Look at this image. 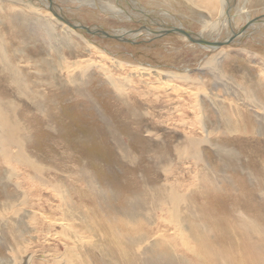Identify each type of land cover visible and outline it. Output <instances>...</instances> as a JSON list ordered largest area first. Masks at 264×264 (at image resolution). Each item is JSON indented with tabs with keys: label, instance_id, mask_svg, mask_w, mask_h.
Listing matches in <instances>:
<instances>
[{
	"label": "rangeland",
	"instance_id": "374dc122",
	"mask_svg": "<svg viewBox=\"0 0 264 264\" xmlns=\"http://www.w3.org/2000/svg\"><path fill=\"white\" fill-rule=\"evenodd\" d=\"M32 1L37 2L39 5L42 2L45 5L48 3V0ZM68 1L70 2L68 3ZM103 1L106 2L107 0L100 1V4H98L100 8L89 6L85 0H58L57 3L71 17L73 27H78L77 30H81L82 34L95 46L97 52L90 51L89 47L85 48L84 46L64 47V49L63 47H47L46 35H40L39 32L37 34L34 27L28 29L16 21L21 26L18 35L25 33L27 44L24 48L20 47L22 48L21 52L14 53L16 56L12 59V62H16V58L19 61L23 86L30 91H34L33 94L36 96H40H38V100L31 93L28 96H21V92L15 86H9L8 80L0 76L1 95H6L9 100L14 101V106L7 110L10 117L9 126L2 127L3 130L0 129V135H9V139H13L11 133L16 130L17 135L20 134L23 138L20 145L11 140L8 146L9 160L1 155L0 138V216L6 217L7 215V218L13 219L14 217L15 219H13L14 222L10 228L6 225H0V231H2L0 233V239H2V241L0 240V264H11L15 258L13 264H28L27 259H31V256V264H69L61 257L74 242L72 234L65 236L64 225L56 224V226H53L50 220L52 221L53 218L56 223H59L58 221L63 216L60 212L61 206L71 207V205L73 210L76 209V215H82L81 217L85 218L86 223L98 225V223L103 222V226H106L107 222H112L108 225L120 228V236L123 239L127 240L135 236V241L141 244L140 249L144 244L145 246L148 244L149 247L150 245L151 247L154 246L153 248L156 249L152 248L153 250L151 249L149 254L146 253L145 259L141 258L144 264H166L167 262H170L167 264H171V261L176 262V259L178 262L173 261L172 264H198L199 262L182 245L181 238L176 237V239L173 236L176 228L171 229V226L165 220L167 217V212L164 210L165 205H153V197H155L159 188L166 184L173 186L174 189L180 192L187 193L186 198H190L189 204L193 199L194 204L197 205L195 206L196 216L193 221L189 219L191 224L196 223L192 228L193 234L195 233V238L192 239L193 245L203 244L205 240H208L213 246L217 244V247L226 248L228 245L234 248L239 242L238 239H242L241 235L237 236L236 234L243 231V229L238 228V225L243 223L246 217L255 220L259 226L264 227L262 225L264 224V213L262 214L264 208L262 203L264 201V164L262 162V160L264 161V137L262 138L255 131L244 135L233 133L230 124L228 126L224 122H220L221 116L218 114L220 110L217 105L220 104L225 116L232 118L228 101L234 102V99L228 100V95L223 87L232 86L235 82L241 84L243 82L241 86H244V88L246 86L243 90H247L248 97L259 99V106L256 105L254 110L259 111V114L264 116V113L261 112L263 109L260 107V104L264 106L261 101L264 98V62L261 59L264 58L261 57L264 56V22L255 24L253 21V18L264 15V6L259 5L261 1L251 0L252 7L249 9V12H255L251 13L253 16L250 19L255 29L249 28L247 34L244 32L245 37L241 34L233 39V44L223 45L215 51L207 50L199 44H195L192 39L181 33L159 34L153 31L150 32L151 29L183 28L197 33L196 21L183 5L174 2V5L165 4L156 0H123L122 3L110 0L113 2L111 3L108 0V5H116V10L124 11L125 9L124 12L129 13V15L131 13V17L127 16L125 17L127 19L121 20L115 16L113 18L108 13H103L101 9L105 8V3L102 4ZM239 1L237 0L236 7ZM223 3H227V1L195 0V8L215 23L221 16ZM117 4L119 8L121 7L120 9ZM68 6L71 9L67 8ZM259 6L261 9L257 12L256 9L253 10ZM45 7H43L44 10H47ZM141 17L142 19H140ZM225 18L223 22L216 25L214 31L209 33L211 37H216V39L220 37V40H223L224 37L225 40L231 37V35L228 37L226 35L230 31L232 22L226 16ZM46 22L48 21L44 22L45 26H52L53 24L52 27L50 26L51 28L57 27L53 22ZM97 23L109 28L116 27V29H118L117 27L133 28L132 31L137 32L138 35H134V38L130 36L133 39L132 41L130 38L128 41L126 38H122L124 37L122 35L118 37L119 41L113 43L108 41L109 39L96 40L97 38H93L92 35L97 36V33L100 32H95L88 26L95 27ZM56 31H58L57 34L61 33L60 27L56 28ZM103 33L107 34L109 30L103 31ZM57 39H59V36H57ZM5 48L12 49L13 52L15 50V48ZM222 48L227 51L234 50L230 53V58L224 57L225 59H222L221 64L219 63V68L222 71L217 72L216 77L213 76L215 74H212L213 71L209 68L198 70L205 65H202V63L213 65L212 60L215 59V55ZM240 49L250 52H239ZM98 50H101V53L109 58L120 56L123 60L125 59V62L130 64L133 62V66L125 65L124 70L112 66L113 62L103 59ZM60 59L70 61L71 63L68 62L69 65L72 64V61L77 63L69 70L74 76H79L80 72L82 74L79 82H73L75 85L68 80V71L64 69L61 74L62 60L60 61ZM88 59L89 61H87ZM196 62L200 64L196 65ZM90 63L91 66H89ZM179 63L180 65L182 63H189L188 66L192 65V69L191 67L189 69L192 72H190L192 74L191 79L187 81L168 79L166 84L164 83L166 79L158 76L160 74L136 71L134 67H145L154 71H169L172 69L180 71L174 68L176 65V67L180 66ZM193 67H198V69ZM104 69H107V71ZM220 72L222 75H220ZM196 77H198V80H195ZM203 78L204 81H201ZM118 79H121L122 83ZM259 82L263 84L260 85ZM55 83L56 85H53ZM216 84H218L216 86L218 87L217 90L215 89ZM250 87L254 88L255 91ZM218 93H220L219 96ZM32 95L33 97H30ZM211 95L216 100H210ZM123 96L127 97L124 98ZM219 98L223 101L221 99L218 101ZM37 101H39V104ZM186 101L188 105H186ZM238 103L239 105L242 104L240 101ZM199 104L201 106H198ZM199 114L205 116V125L208 131H204L199 120L195 121L199 119ZM161 116L164 118H161ZM153 117L154 120H152ZM135 119L137 120L135 121ZM156 119H158L157 122ZM251 119L253 120V118ZM191 122L193 123L190 124ZM11 124L13 125L12 128ZM17 128L19 129L17 130ZM188 138L198 139L199 141L201 139L199 146L192 149L189 146L192 144L189 143L187 149L190 151L186 152L184 149H180L185 153L179 157L176 153V146L180 142H185ZM161 140L162 142H160ZM17 153L23 155L22 160L12 158L16 157ZM28 157L31 164L24 163ZM66 196H69V198ZM7 199L10 201L8 202ZM14 204L21 205L16 206ZM104 206L106 207L105 210ZM15 207L20 208L16 209ZM80 207L82 210H80ZM23 209H27L30 214H23V217H21ZM13 210H18L19 212H17L20 215ZM151 211L154 212L151 214ZM209 212L210 215H208ZM15 214L19 216H15ZM218 217L219 219H217ZM136 218L139 219H137V227L134 226ZM0 223L2 222L0 221ZM16 223H21V227L17 226L16 228ZM219 228L221 229L220 233H222L221 238L216 236ZM178 231L179 234L182 233L180 228ZM127 234L129 237L126 236ZM208 234H214L215 237L207 238ZM180 235L182 236V234ZM167 236L169 238H166ZM143 240L145 242H142ZM90 245L92 247V244ZM121 246L117 249V255L114 248L107 249L108 255L106 254V256L108 261H112L111 264H114V262L123 264V253L120 249L126 250L128 247L126 244ZM132 246H135L134 241ZM28 250L30 253L27 252ZM170 250H173L174 254ZM174 250L176 251L174 252ZM137 253L140 256L143 255L140 252ZM118 254L122 255V259ZM157 254L159 256H157V260L162 256L165 257L162 259V261L164 260L163 263H161V259L156 261L151 258V256L156 257ZM97 256L94 251L95 258L90 257L88 261L90 259V263L102 264L100 258L102 256H98L101 261ZM117 256L118 258H116ZM168 257H171V259ZM211 258L209 256L208 264L214 262ZM110 263L108 262V264Z\"/></svg>",
	"mask_w": 264,
	"mask_h": 264
},
{
	"label": "bare ground",
	"instance_id": "6f19581e",
	"mask_svg": "<svg viewBox=\"0 0 264 264\" xmlns=\"http://www.w3.org/2000/svg\"><path fill=\"white\" fill-rule=\"evenodd\" d=\"M64 1V0H62ZM78 1V0H76ZM88 2L89 6H94V7H98L100 8V6L98 4H100V1L99 0H85ZM110 1V0H109ZM117 3H122L123 0H115ZM156 1H159V2H163L165 4H173V2L176 4H180V5H183L186 9V11H189L190 12V15L191 17H193V19L196 21V24L198 26L197 30L198 32H194V36L195 38L199 39L201 43H207V42H214V41H220V37L216 39V37H211L209 35L210 32L214 31L216 29V25H218L220 22H223V20H225V16L229 19L230 22H232V24H230V31L228 33V35H226L227 37L231 35L230 38H228L227 40H230V39H234L235 37L237 36H240L242 34V36L245 37V33L244 31H241L242 28H244V24H247L249 21L251 22V17L253 16L251 13H255V12H249V9H251L252 7V4H251V0H240L239 1V4L238 6L236 7V2L237 0H224L227 1V3H223L222 7H221V16L220 18H218L217 22H211L207 17H205V15H202L196 8H195V0H156ZM261 3L259 4L261 7L264 6V0H260ZM47 2V1H46ZM70 1H68L69 3ZM111 2V1H110ZM43 3V2H42ZM41 5H39L37 2L35 1H32V0H0V76L6 80H8V84L9 86H15L17 88V90L19 92H21V96H28V94L30 95L35 93L34 91H30L27 87H24L22 82H21V69L19 67V61L18 59L16 58V62H12V59L16 56L15 54L18 53L19 51L21 52L22 48L20 47H26V44H27V39H25V33L24 34H19L18 35V31H19V28L21 26H19L16 21L19 23H21L25 28H28V29H31V28H35L37 34L38 32L40 33V35H46L47 39L46 41L48 42L47 44V47H89L90 51L94 50L96 51V49L94 48L95 46L92 45L89 40L82 34L81 30H77L78 27H73L72 25V19L71 17H69V15L67 13H64L63 14H60V15H57L55 14L53 11H51L49 8L50 6L48 5V3L45 5V3H43ZM57 3H58V0H57ZM65 3V2H64ZM67 3V2H66ZM72 3V2H71ZM105 3V8H101L103 13H108L110 14V16H114L118 19L120 18L121 20L123 19H127L125 17L127 16H130L131 17V13L129 15V13H126L124 11H126L124 8V11H119V10H116V5H108V0L106 2H102V4ZM107 3V4H106ZM113 3V2H111ZM115 3V2H114ZM101 4V5H102ZM124 4V3H123ZM128 4V3H127ZM130 4V3H129ZM45 5V6H43ZM120 5V4H119ZM158 5V4H157ZM174 5V4H173ZM179 5V6H180ZM103 6V5H102ZM122 6V4H121ZM258 7V8H254L253 10L256 9V12L258 10L261 9V7ZM47 8V10H44V8ZM93 7V8H94ZM117 7H118V4H117ZM126 7V6H124ZM67 8L71 9L70 6H68ZM119 8V7H118ZM117 8V9H118ZM121 8V7H120ZM119 8V9H120ZM64 9V8H63ZM172 10V9H171ZM68 12V11H67ZM179 13V12H178ZM261 13V12H260ZM59 14V12H58ZM71 14V12H70ZM262 14V13H261ZM257 15V14H256ZM148 16V15H147ZM107 17V16H106ZM124 17V18H123ZM152 17V16H151ZM186 18V17H185ZM259 18H262V17H259ZM138 19V18H137ZM142 19V17L140 18ZM167 19V18H166ZM254 19V18H253ZM185 20V19H184ZM45 21H48V22H53L55 25H57L56 28L60 27L61 29V33L57 34V32L59 31H56V28L53 27V24L52 26L49 25V26H45L44 25V22ZM117 21V20H116ZM135 21V20H134ZM157 21V20H156ZM46 22V23H48ZM173 22V21H172ZM261 22H264V18H262L261 20L257 19L254 21L255 24H260ZM96 23V22H95ZM94 23V24H95ZM20 24V25H21ZM153 24V23H152ZM161 24V23H160ZM250 27L249 28H254V24L253 23H250ZM131 25V24H129ZM45 26V27H44ZM51 26V27H50ZM76 26V25H74ZM124 26V25H123ZM162 26V25H161ZM85 27V26H84ZM90 28L93 29V31L95 32H100V33H97V36L96 35H92L93 38H97L96 40H101V39H105V40H108V41H111V43L113 42H117L119 41L118 37H120V35L124 36L122 38H126V40L128 41L129 38L130 40L132 41L133 39H131V37H135L134 35H138L137 32H133L132 30H134L133 28L132 29H128V28H119L117 27L118 29L113 28V27H110L112 29H110L109 27L105 26V25H100V24H96L95 27H91V26H88ZM177 27V26H176ZM257 27V26H256ZM97 28V29H96ZM101 28V29H99ZM104 28V29H103ZM182 28V27H181ZM248 28V30H249ZM146 29V28H145ZM183 29V28H182ZM109 30V33L107 34H104L103 31H108ZM21 31V30H20ZM55 31V32H54ZM125 31H128L125 33ZM139 31V30H138ZM153 29L150 30V32H152ZM249 33V32H248ZM99 34V35H98ZM202 36H201V35ZM233 34V35H232ZM247 34V33H246ZM236 35V36H235ZM57 36H59V39H57ZM131 36V37H130ZM45 37V38H46ZM44 38V39H45ZM225 38V37H224ZM223 38V40H225ZM208 40V41H207ZM214 40V41H213ZM93 43L94 41L91 40ZM149 41V40H148ZM146 41V42H148ZM153 41V40H152ZM253 41V40H252ZM32 42V41H31ZM103 42V40H102ZM29 43V42H28ZM77 43V44H76ZM101 43V42H99ZM104 43V42H103ZM110 43V42H109ZM190 43V42H189ZM195 44H197L196 42H194ZM118 44V43H117ZM192 44V43H191ZM134 45V44H133ZM99 46V45H98ZM128 46V45H127ZM135 46V45H134ZM199 46L201 47H204L206 48L207 50H211V51H215L221 47H223V45H216V46H210V45H202L200 44ZM5 47L7 48H15L14 52L12 49L8 50L6 49ZM35 47H38V46H35ZM197 47V46H196ZM240 48V47H239ZM70 49V48H69ZM52 50V49H51ZM67 50V49H66ZM65 50V51H66ZM191 50V49H190ZM234 50V49H233ZM232 51H227L225 48H222L218 51V53L215 55V59L212 60V62H214L213 65L209 64V63H202L205 64L204 66H202V68H199L196 67L198 70H207L208 68L211 69V71H213L212 74H215L213 76L216 77V73L219 72V71H222L219 67V63L222 62V59L224 57H229L230 58V53L233 52ZM63 51V52H65ZM70 51V50H69ZM89 51V52H90ZM100 53H101V50H98ZM151 51V50H150ZM97 52V51H96ZM173 52V51H172ZM177 52V51H176ZM239 52H250L248 50H244V49H240ZM15 53V54H14ZM178 53V52H177ZM207 53V52H206ZM205 53V54H206ZM64 54V53H63ZM72 54V53H71ZM176 54V53H175ZM174 54V55H175ZM263 54V53H262ZM101 57L103 59H108L110 60L111 62H113L112 66H117L118 68H122L125 66V65H129V66H133L131 62V64L129 62H125L122 57L118 56L117 58L115 57H112V58H109L107 56H105L104 54H100ZM249 55V54H248ZM63 56V55H62ZM42 57V56H41ZM173 57V56H172ZM232 57V56H231ZM260 57V56H259ZM261 57H264V56H261ZM33 58V57H32ZM72 58V57H71ZM234 58V57H233ZM56 59V57H55ZM70 59V58H69ZM225 59V58H224ZM251 59V58H250ZM258 59V58H257ZM262 61L264 62V58H261ZM62 60L61 62V74L63 73V70L65 69L66 71H68V80H70V82H72V84H74L73 82L76 81V82H79L81 79L80 75L81 72H80V75L79 76H74L72 73L69 72L70 69H72V66H75V64L77 63H73L72 61V64L69 65L68 62L70 61H67L65 59H60V61ZM91 60V59H90ZM127 60V59H126ZM233 60V59H232ZM64 61V62H63ZM84 61V60H83ZM86 61V60H85ZM89 61V59L87 60ZM228 61V59H227ZM238 61V60H237ZM240 61V60H239ZM78 62V61H77ZM262 62V63H263ZM71 63V62H70ZM89 63V62H87ZM92 63V62H91ZM91 63L89 66H91ZM126 63V64H125ZM195 63V62H194ZM193 63V64H194ZM226 63V62H225ZM259 63V62H258ZM135 64V63H134ZM141 64V63H140ZM186 64V65H185ZM200 63L199 62H196V65H199ZM221 64V63H220ZM246 64V63H245ZM85 65V64H84ZM87 65V64H86ZM180 65V63H179ZM189 63H182L180 66L178 67H174V68H177L178 70L180 71H174L175 69H172V70H163V71H154V70H150L149 68H138L136 66H134L136 68V71H145L146 73H154V74H160L158 75L159 77H162V78H165L166 79V83L168 82V79H176V80H180V81H187L189 79H191V76H192V72L189 70L190 67L192 66H188ZM225 65V64H224ZM235 65V64H234ZM263 65V64H262ZM99 66V65H98ZM55 67V66H54ZM63 67V68H62ZM101 67V66H100ZM141 67V66H140ZM171 67V66H170ZM204 67V68H203ZM225 67V66H224ZM245 67V66H244ZM60 68V67H58ZM76 68V67H75ZM74 68V70L76 71V69ZM102 68V67H101ZM126 68V67H124ZM156 68H159V67H156ZM164 68V67H163ZM180 68V69H179ZM194 69H196L195 67H193ZM232 68V67H231ZM241 68V67H240ZM80 69V68H79ZM131 69V68H129ZM192 69V67H191ZM239 69V68H238ZM78 70V69H77ZM81 70V69H80ZM107 71V69H104ZM124 70V69H123ZM127 70V69H126ZM134 70V69H132ZM131 70V71H132ZM235 70V69H234ZM45 71V70H44ZM73 71V72H75ZM84 71V69H83ZM128 71V70H127ZM195 71V70H194ZM229 71V69L227 70V72ZM239 71V70H237ZM242 71V70H241ZM246 71V69H245ZM191 72V73H190ZM250 72V71H249ZM76 73V72H75ZM124 73V72H123ZM223 73V72H222ZM247 73V72H246ZM262 73V72H260ZM86 74V73H84ZM138 74V72H137ZM135 74V75H137ZM235 74V73H233ZM239 74V72H238ZM111 75V74H110ZM134 75V76H135ZM164 75V76H163ZM204 75H206L204 73ZM219 75V73H218ZM220 75L221 72H220ZM229 75V74H228ZM249 75V74H248ZM48 76V75H47ZM63 76V75H62ZM208 76V75H207ZM230 76V75H229ZM228 76V77H229ZM236 76V74L234 75ZM258 76V75H257ZM64 77V76H63ZM105 77V76H104ZM112 77V76H111ZM124 77V76H123ZM127 77V75H126ZM201 76L199 75V78ZM226 77V76H224ZM223 77V78H224ZM113 78V77H112ZM121 78V77H120ZM125 78V77H124ZM231 78V77H230ZM67 79V78H66ZM65 79V80H66ZM107 79V78H106ZM114 79V78H113ZM130 79V78H129ZM198 80V77L195 78V80ZM237 79V78H236ZM49 80V79H48ZM118 80H121V79H118ZM132 80V79H131ZM130 80V81H131ZM194 80V79H193ZM208 80V79H207ZM63 81V80H62ZM111 81V80H110ZM116 81V80H115ZM201 81H204V78L201 80ZM234 81V80H233ZM258 81V80H257ZM57 82V81H56ZM75 82V83H76ZM160 82V81H159ZM242 82V81H241ZM245 82V81H244ZM250 82V81H249ZM53 83V81H52ZM58 83V82H57ZM119 83V82H118ZM121 83H122V80H121ZM135 83V82H134ZM156 83V82H155ZM187 83V82H185ZM252 83V82H251ZM67 84V82H66ZM112 84V82H111ZM243 84V82H242ZM241 83H233L232 86H224L223 88L225 89V93L228 95V100L229 99H234V102H229L228 101V104L230 106V112H231V116L232 118L228 117V116H225L224 113H223V110H222V107H220V104H217L218 105V108L220 110V112L218 114H220L221 116V120L220 122H224L225 124H227L229 126L230 124V129L231 131H233V133H242L243 135L245 133H250V132H258L260 134V136L263 138L264 137V116L259 114V111H256L254 110L256 105H258L259 103V99L257 97H254L253 99H250L251 96L248 97V92L244 91L243 89L244 86H241L242 85ZM255 84V82H254ZM258 84H263L262 82H259ZM20 85V86H19ZM53 85H56L53 84ZM69 85V84H68ZM67 85V86H68ZM75 85V84H74ZM80 85V84H79ZM120 85V83H119ZM218 84L215 85V89L217 90L218 87H216ZM250 85V84H249ZM46 86V85H45ZM60 86V85H59ZM118 86V85H117ZM123 86V85H121ZM128 86V85H127ZM167 86V85H165ZM241 86V87H239ZM251 86H253L251 84ZM63 87V86H62ZM69 87V86H68ZM180 87V86H179ZM249 87V86H247ZM51 88V87H49ZM72 88V86H71ZM167 88V87H166ZM182 88V87H181ZM252 87H250L251 89ZM68 89V88H67ZM183 89V88H182ZM191 89V88H190ZM189 89V90H190ZM214 89V90H215ZM254 91L255 89L252 88ZM258 89V88H257ZM52 90H54V88H52ZM186 90V88H185ZM188 90V89H187ZM212 90V89H211ZM249 90V89H248ZM150 91V90H149ZM171 91V90H170ZM193 91V90H192ZM199 91V89H198ZM203 92V90H201ZM1 92V91H0ZM70 92V91H69ZM73 92V91H72ZM77 92V91H76ZM125 92V90H124ZM191 92V91H190ZM195 92V91H194ZM200 92V91H199ZM213 93H215L213 90H212ZM3 93V92H2ZM127 93V92H125ZM124 93V94H125ZM189 93V92H187ZM210 93V91H209ZM248 93V94H247ZM251 93V92H250ZM25 94V95H24ZM37 94V93H36ZM117 94V92H116ZM192 94V93H191ZM203 94V93H201ZM206 94V93H205ZM208 94V93H207ZM220 93H218V96H219ZM252 94V93H251ZM250 94V95H251ZM35 95V94H33ZM30 96V97H33ZM123 95V94H122ZM181 95V94H180ZM190 95V94H189ZM194 95V94H193ZM195 95H196V92H195ZM194 95V96H195ZM36 96V95H35ZM38 96L40 95H37L36 97L34 98H37L36 100H38ZM118 96V95H117ZM207 96V95H206ZM217 96V97H218ZM221 96V95H220ZM256 96V95H255ZM124 98L127 97V96H123ZM161 97V96H160ZM216 97V96H215ZM9 97L6 96V95H1L0 93V129H2V127L4 126H7L9 123H10V117H9V113H7V110H9V108L11 106H14V101L13 100H9L8 99ZM33 98V100H34ZM224 98V97H223ZM132 99V98H131ZM215 98H213V96L211 95V98L210 100H213ZM221 98L217 99L218 101L220 100ZM172 100V99H171ZM184 100V99H182ZM191 100V99H190ZM189 100V101H190ZM216 100V99H215ZM222 100V99H221ZM30 101V100H29ZM40 101V100H39ZM37 101V103L39 102ZM119 101V100H118ZM214 101V100H213ZM223 101V100H222ZM225 101V100H224ZM241 102L242 104L239 105L238 102ZM262 103L264 104V98L261 99ZM126 102V101H125ZM36 103V101H35ZM127 103V102H126ZM183 103V102H181ZM34 104V103H33ZM39 104V103H38ZM148 104V103H147ZM159 104V103H158ZM185 104V103H184ZM35 105V104H34ZM186 105L187 104V101H186ZM197 105V104H196ZM225 105V104H223ZM124 106V105H123ZM198 106H201L200 104ZM259 106V105H258ZM257 106V107H258ZM128 107V106H127ZM194 107V106H193ZM217 107V106H216ZM215 107V108H216ZM260 107L261 109H263V111H261L262 113H264V106H262L260 104ZM13 108V107H12ZM225 108V107H224ZM125 109V108H124ZM178 109V108H177ZM183 111L185 110L184 107L182 108ZM202 109V107H201ZM187 110V109H186ZM258 110V109H257ZM182 111V110H181ZM182 111V112H183ZM205 111V110H204ZM164 112V111H163ZM178 112V111H177ZM20 113V112H19ZM144 113V112H143ZM196 113V112H195ZM200 113V112H199ZM203 113V111H202ZM160 114V113H159ZM189 114V113H188ZM204 114V113H203ZM206 114V113H205ZM136 115V114H135ZM164 115V114H163ZM158 116V115H157ZM177 116V115H176ZM152 117V116H151ZM159 117V116H158ZM185 117V116H184ZM222 117H224L222 119ZM138 118V117H137ZM161 118H164L161 116ZM199 119L195 120V121H198L199 120V123H201V126L202 128H204V131L207 130L208 131V128L207 126L205 125V116L203 115H200L199 114ZM253 118V120L251 119ZM13 119H15L13 117ZM133 119V118H132ZM256 119V120H254ZM131 120V119H130ZM137 119H135L136 121ZM139 120V119H138ZM154 120V117L153 119ZM163 120V119H162ZM161 120V121H162ZM167 120V119H166ZM170 120V119H169ZM158 121V119H156V122ZM165 121V120H163ZM176 121V120H175ZM253 121V122H252ZM168 122V121H167ZM252 122V123H251ZM14 123V122H12ZM17 123V122H16ZM176 123V122H175ZM185 123V122H184ZM193 122H191L190 124H192ZM139 124V123H138ZM161 124V123H160ZM258 124V126H256ZM12 125V124H11ZM17 126V124H15ZM61 125V124H60ZM174 125V124H173ZM194 125H195V122H194ZM9 126V125H8ZM185 126V125H184ZM221 126V125H220ZM13 127V125L11 126V128ZM18 127V126H17ZM21 127V126H20ZM24 127V126H23ZM153 127V126H152ZM163 127V126H162ZM171 127V126H170ZM11 128H9L11 130ZM14 128H16L14 126ZM173 128V127H172ZM187 128V127H186ZM201 128V127H200ZM8 129V127H7ZM19 128H17L18 130ZM29 129V128H28ZM145 129V128H144ZM153 129V128H152ZM155 129V128H154ZM160 129V127H159ZM191 129V128H190ZM3 130V129H2ZM158 130V129H156ZM185 130V129H184ZM187 130V129H186ZM196 130V129H195ZM194 130V131H195ZM6 131V130H5ZM172 131V129H171ZM218 131V130H217ZM230 131V132H231ZM21 132V131H20ZM161 132V131H160ZM176 132V131H175ZM1 133V131H0ZM6 133V132H5ZM10 133V131H9ZM18 132L13 131V135H11V137L13 139H9L10 136L9 135H0V138H1V155L3 156V158H6L9 160V155L10 153L8 152V146L12 141H14L16 144L21 143L22 139L21 138V135H17ZM157 133V132H156ZM173 133V132H172ZM189 133V132H188ZM248 133V134H249ZM177 134V133H176ZM251 134V133H250ZM28 135V134H26ZM175 135V134H174ZM183 135V134H182ZM151 136V135H150ZM159 136V135H158ZM176 136V135H175ZM207 136V135H206ZM209 136V134H208ZM154 137V135H153ZM157 137V136H156ZM187 138V136H185ZM149 138V137H148ZM210 139V138H209ZM238 139V138H237ZM24 141V140H23ZM201 141V139H200ZM198 139L195 140V139H187L185 142H180L177 144L176 146V153L177 155H183V153L188 152L190 151L189 149H187L188 147V144H192V145H189L191 146V148L195 149L199 146V142H200ZM25 142V141H24ZM162 142V140L160 141ZM159 143V142H158ZM186 143V144H185ZM13 144V143H12ZM23 144V143H22ZM21 144V145H22ZM24 145V144H23ZM13 146V145H12ZM21 148V147H20ZM157 148V147H156ZM180 149H184L185 151H180ZM19 150V149H18ZM22 150V148H21ZM225 152V151H224ZM199 153V152H198ZM230 153V152H229ZM232 153V152H231ZM230 153V154H231ZM227 154V153H226ZM186 155V154H185ZM23 156V155H22ZM21 156V154L17 153L16 154V157H12L13 159H18V160H22L23 157ZM186 156H189V155H186ZM192 156V155H191ZM190 156V157H191ZM198 156V154H197ZM195 157V156H194ZM193 158V157H192ZM128 159V158H127ZM17 160V162H18ZM32 160V159H31ZM155 160V159H154ZM13 161V160H12ZM10 161V162H12ZM29 157L28 159H26V161H24V163L26 162V164H31V161H29ZM23 162V161H22ZM157 162V161H156ZM159 162V161H158ZM263 164H264V161L262 160ZM261 162V163H262ZM33 163V162H32ZM196 163V162H195ZM34 164V163H33ZM39 164V163H38ZM35 166V165H34ZM49 167V166H48ZM264 167V166H263ZM24 168V167H23ZM30 168V167H28ZM39 168V166H38ZM164 169V168H163ZM44 170V169H42ZM14 171V170H13ZM29 172V171H28ZM196 175V174H194ZM35 176V175H33ZM27 177V176H26ZM33 178V177H32ZM30 178V179H32ZM88 178V177H87ZM41 183V182H40ZM197 183V182H196ZM32 184V183H31ZM56 184V183H55ZM59 184V183H58ZM172 184V183H171ZM60 185V184H59ZM174 185V184H173ZM25 187V186H24ZM40 187V186H39ZM173 186L171 185H164L162 188H159L158 192L155 194V197H153V205H165V211L167 212V217H166V222L169 224V226H171V229H174L176 228V232L173 234V236L178 237V238H181L180 241L182 243L183 246H185L184 248L186 249V251L190 252L193 257L195 258V260H197L198 264H208L209 260V256L212 257L211 259L214 260V262L216 264H233V263H237V264H264V227H261L259 226V224L253 220V219H250L249 217H246V220L243 222V223H239L238 225V228L239 229H243L242 232H239V233H236L237 236H240L242 239H238L239 242H237V246H235L233 248V246H228L226 248H220V246H216V242H214L216 245L213 246L211 242H209L208 240H205V242L203 244H198L197 242V245H193V237H194V234H193V231H192V228L193 226L196 224V223H192L189 221V219L191 221H193V218L196 216V208L194 204V200L191 199V202H190V198H186V194L187 193H183V192H180L178 191L177 189H174ZM145 190V189H144ZM157 190V189H156ZM235 190V189H234ZM153 191V190H152ZM144 194V193H143ZM10 195V194H9ZM16 195V194H14ZM69 195V194H68ZM82 196V194H81ZM86 196V195H85ZM84 196V197H85ZM103 196V195H102ZM139 196V195H138ZM243 196V195H241ZM69 198V196H66ZM93 197V196H92ZM91 197V198H92ZM150 197V196H149ZM71 198V197H70ZM98 198V197H97ZM65 200V199H64ZM94 200V198H93ZM99 200V199H98ZM8 201V199H7ZM10 201V200H9ZM8 201V202H9ZM72 201V200H70ZM96 201V200H95ZM144 201V200H143ZM146 201V200H145ZM248 201V200H247ZM6 202V201H5ZM7 202V203H8ZM21 202V200H20ZM102 202V201H100ZM66 203V202H65ZM71 203V202H70ZM104 203V202H103ZM145 203V202H144ZM263 205H264V201L262 202ZM64 204V203H63ZM73 204V203H72ZM102 204V203H101ZM10 205H11V202H10ZM16 205V204H14ZM21 204H18L16 206H19ZM84 205V204H83ZM8 206V205H7ZM68 206V205H67ZM74 206V205H73ZM82 206V205H81ZM157 206V205H156ZM3 207V206H2ZM6 207V206H5ZM13 207V206H12ZM72 207V205H71ZM71 207H63L61 206V209H60V212L62 213V217L61 219L58 221L59 223H56L55 219L52 218V221L50 220V222L52 223L53 226H56V224H59L60 226L61 225H64V233H65V236H68L69 234H72V238L74 239V242L73 244L70 246V248L68 249V251L64 252L63 253V256L61 257L62 259H64L65 261H68L69 264H93V263H90V259L88 261V258H95L94 257V251L97 253L98 256H102L100 257L102 259V264H108V262H112V261H108L107 259V249L108 248H114L115 251H116V255H117V249L118 248H121L123 244H126V246L128 247L126 250L124 249H120L123 253V264H144L143 263V259H145L144 257L146 256V253L149 254L150 250L154 247H150L148 246V244L145 246L142 247L144 248L143 250L140 249L141 247V244L138 242V241H135V236L133 237H130L128 238L127 240L126 239H123L121 236H120V228L114 226V225H108L109 222H107L106 224L110 227H108L107 225L106 226H103V222L102 223H98V225H92V224H89V223H86L85 222V218L81 217L80 215H76L75 213V210H73V208ZM78 207V206H77ZM1 208V207H0ZM8 208V207H7ZM16 208V207H15ZM20 207H17L16 209H18ZM81 208V207H80ZM90 208V207H89ZM98 208V207H97ZM105 206H104V210H105ZM110 208V207H109ZM161 208V207H160ZM3 209V208H2ZM13 209V208H12ZM45 209V208H44ZM84 209V208H83ZM91 209V208H90ZM93 209V207H92ZM153 209V208H152ZM9 210V209H8ZM7 210V211H8ZM21 210V209H20ZM82 210V208L80 209ZM143 210V209H142ZM201 210V209H200ZM205 210V209H204ZM12 211V210H10ZM13 211H16V210H13ZM18 211V210H17ZM16 211V212H17ZM44 212L46 210H43ZM85 211V210H83ZM144 211V210H143ZM199 211V209H198ZM19 212V211H18ZM17 212V213H18ZM78 212V211H77ZM100 212V210H99ZM109 212V211H108ZM138 212V211H137ZM147 212V211H146ZM154 212V211H153ZM151 211V214L153 213ZM200 212V211H199ZM204 212V211H203ZM3 213V212H2ZM16 213V214H17ZM43 213V212H42ZM47 213V212H46ZM49 213V212H48ZM81 214V212H79ZM86 213V212H84ZM97 213V212H96ZM94 213V214H96ZM102 213V212H101ZM139 213V212H138ZM264 213V208H263V211H262V214ZM15 216H19L20 213H18L19 215H16ZM23 214L24 215H29L30 212H28L27 209H23L22 210V214L20 215L21 217H23ZM52 215V213H50ZM78 214V213H77ZM136 214V213H135ZM48 215V214H47ZM46 215V216H47ZM98 215V214H97ZM103 215V214H102ZM148 215V214H147ZM203 215V214H202ZM201 215V216H202ZM210 215V212L209 214ZM109 216V215H108ZM107 216V217H108ZM150 216V214H149ZM206 216V215H205ZM243 216V215H242ZM1 217V216H0ZM13 217V216H12ZM93 217V215H92ZM96 218V215L94 216ZM99 217V216H98ZM102 217V216H101ZM130 217V216H128ZM132 217V216H131ZM151 217V216H150ZM156 217V215H155ZM198 217V216H197ZM216 217V216H215ZM222 217V216H221ZM241 217V216H240ZM16 218V217H15ZM48 218V217H47ZM88 218V217H87ZM204 218V217H203ZM208 218V216H207ZM212 218V217H211ZM243 218V217H242ZM14 219V217H13ZM11 219V218H7V215L6 217H1L0 218V221L2 223H0V225H6V227H11L14 220ZM49 219V218H48ZM51 219V218H50ZM79 219H82V220H79ZM138 218L135 219V225L137 227V220ZM209 219V218H208ZM219 219V217L217 218ZM233 219V218H231ZM47 220V219H46ZM88 220V219H86ZM103 220V219H101ZM110 220V218H109ZM133 220H134V217H133ZM159 220V219H158ZM161 220V219H160ZM159 220V221H160ZM214 220V219H212ZM18 221V220H17ZM91 221V220H90ZM96 221V220H94ZM149 221V220H148ZM203 221V220H202ZM221 221V220H220ZM259 221V220H258ZM22 222H24V220H22ZM97 222V221H96ZM147 222V221H146ZM151 222V221H150ZM162 222V221H161ZM205 222V221H204ZM214 222V221H213ZM217 222V221H216ZM219 222V221H218ZM233 222V221H232ZM44 223V221H43ZM47 223V222H45ZM49 223V221H48ZM85 223V224H84ZM94 223V222H92ZM105 223V222H104ZM112 223V222H110ZM109 223V224H110ZM165 223V224H167ZM17 224V223H16ZM50 224V223H49ZM158 225V223H156ZM221 224V223H220ZM262 224V222H261ZM21 223H18L15 227L17 228L18 227H21L20 226ZM132 225V224H131ZM150 225V224H149ZM162 225V223H161ZM203 225V224H202ZM205 225V224H204ZM212 225V224H211ZM218 225V224H217ZM229 225H232V224H229ZM264 225V224H262ZM23 226V225H22ZM156 226V225H155ZM169 226H166V227H169ZM225 226V225H224ZM237 226V225H236ZM235 226V227H236ZM87 227V228H86ZM198 227V225H197ZM200 227V226H199ZM206 227V226H205ZM204 227V228H205ZM208 227V225H207ZM219 227V226H218ZM226 227V226H225ZM234 227V226H233ZM2 228V227H1ZM56 228V227H55ZM81 228H84V229H81ZM161 228V227H160ZM170 228V227H169ZM168 228V229H169ZM181 229L182 233V236L178 233V229ZM202 228V227H200ZM221 228V227H220ZM219 228L218 232L216 233V236L218 238H221L222 236V233H220L221 229ZM231 228V226H230ZM229 228V229H230ZM153 229V228H152ZM198 229V228H196ZM206 229V228H205ZM212 229V228H211ZM214 229V228H213ZM227 229V227H226ZM4 231V229H2ZM32 231V230H31ZM154 231V230H153ZM169 231V230H168ZM215 231V230H214ZM226 231V230H225ZM2 231H0L1 233ZM161 232V231H160ZM174 232V231H173ZM201 232H202V229H201ZM229 232V231H228ZM153 233V232H152ZM159 233V232H158ZM171 233V232H170ZM204 233V232H203ZM22 234V233H21ZM129 234V233H128ZM126 235L129 237V235ZM163 234V233H162ZM205 234H206V231H205ZM230 234V233H229ZM1 235V234H0ZM12 235V234H11ZM231 235V234H230ZM203 236V235H201ZM229 236V235H228ZM236 236V237H237ZM15 237V235H14ZM20 237V236H19ZM170 237V235H169ZM168 236L166 238H169ZM204 237V236H203ZM202 237V238H203ZM208 237H215L214 234H208L207 238ZM231 237V236H230ZM17 238V237H15ZM158 238V237H157ZM162 238V237H161ZM160 238V239H161ZM165 238V237H164ZM195 238V237H194ZM201 238V239H202ZM239 238V237H238ZM156 239V238H155ZM154 239V240H155ZM171 239H174V238H171ZM177 239V238H176ZM174 239V240H176ZM200 239V240H201ZM236 239V238H235ZM2 241V239H0ZM159 240V239H158ZM157 240V241H158ZM210 240V239H209ZM4 241V240H3ZM133 241L135 242V246H132L133 245ZM160 241H163V240H160ZM167 241V240H166ZM172 241V240H171ZM204 241V240H203ZM213 241V239H212ZM235 241V240H234ZM18 242V241H17ZM142 242H145V240H143ZM159 242V241H158ZM164 242V241H163ZM169 242V241H168ZM199 242V240H198ZM173 243V242H172ZM175 243V241H174ZM202 243V242H201ZM219 243V242H218ZM222 243V242H221ZM224 243V242H223ZM54 244V243H53ZM92 244V247L91 245ZM156 244V243H155ZM162 244V243H161ZM160 244V245H161ZM170 244V243H169ZM168 244V245H169ZM153 245V244H152ZM157 245V244H156ZM159 245V246H160ZM232 245V244H230ZM158 246V247H159ZM164 246V245H163ZM162 246V247H163ZM166 246V245H165ZM176 246V245H175ZM167 247V246H166ZM177 247V246H176ZM171 248V247H170ZM15 249V248H14ZM153 249H156V248H153ZM152 249V250H153ZM176 249V248H175ZM179 249V248H178ZM183 249V248H182ZM19 250V249H18ZM109 250V249H108ZM139 250V251H138ZM169 250V249H168ZM167 250V251H168ZM119 251V250H118ZM142 251V252H141ZM166 251V250H165ZM171 251V250H170ZM173 251V250H172ZM171 251V252H172ZM176 250H174L175 252ZM16 252V251H15ZM19 252V251H18ZM29 252V250L27 251ZM91 252V253H90ZM137 252H140L141 254L143 255H139ZM161 252H163L161 250ZM22 253V252H21ZM30 253V252H29ZM109 253V252H108ZM121 253V252H120ZM121 253V254H122ZM173 253V252H172ZM174 254V253H173ZM224 254V255H223ZM87 255V256H86ZM108 255V254H107ZM115 255V254H113ZM120 256V254H118ZM166 255V254H165ZM176 255V253H175ZM25 256V255H24ZM97 256V258H98ZM112 256V255H111ZM122 256V255H121ZM120 256V258H121ZM143 256V257H142ZM157 256L158 254L156 255V257H152L151 258L155 259L156 261H160L161 259V263H163L162 259L165 258L163 257L164 256V253H163V256L162 258H160L159 260H157ZM170 256V255H169ZM191 256V255H190ZM189 256V257H190ZM224 256V257H223ZM27 257V256H26ZM159 257V256H158ZM173 257V256H171ZM171 257L169 259H171ZM109 258V257H108ZM118 258V256L116 257ZM115 258V259H116ZM143 258V259H141ZM167 258V259H168ZM16 259V258H15ZM14 259V260H15ZM99 259V258H98ZM111 259V258H109ZM114 259V258H113ZM122 259V258H121ZM14 260L12 261L11 264H13ZM28 260V264H31V260H32V256H31V259H27ZM95 260V259H94ZM97 260V259H96ZM100 260V259H99ZM186 260V259H184ZM101 261V260H100ZM99 261V262H100ZM115 261V260H114ZM170 261V260H168ZM174 261V260H173ZM173 261H171L173 263ZM223 261V263H222ZM30 262V263H29ZM122 262V261H121ZM175 262V261H174ZM176 262H178V260L176 259ZM175 262V263H176ZM208 262V263H207ZM213 262V263H214ZM7 263V262H6ZM24 263V262H23ZM153 263V262H152ZM165 263V262H164ZM167 263H170V262H167ZM166 263V264H167ZM171 263V264H172ZM212 263V264H213ZM62 264V263H61ZM99 264V263H98ZM111 264V263H110ZM114 264H116L114 262ZM117 264H120V263H117ZM160 264V263H159ZM178 264V263H177ZM185 264V263H184Z\"/></svg>",
	"mask_w": 264,
	"mask_h": 264
},
{
	"label": "water",
	"instance_id": "95a60500",
	"mask_svg": "<svg viewBox=\"0 0 264 264\" xmlns=\"http://www.w3.org/2000/svg\"><path fill=\"white\" fill-rule=\"evenodd\" d=\"M48 5L50 6V10L53 11L55 14L57 15H60V14H63L64 13V9L63 7H60L56 0H48ZM58 11H59V14H58ZM259 17H262L264 18V15L263 16H258L256 18L253 19V21L259 19L261 20L262 18H259ZM251 22L249 21L247 24L244 25V28H242L241 31H244L247 33L248 31V28L250 27V24ZM153 32L155 33H159V34H170V33H173V32H176V33H181V34H184L186 35L187 37H189L190 39H192L193 42H196L197 44H202V45H210V46H216V45H228V44H233V38L230 39V40H220V41H214V42H207V43H201L199 39L195 38L194 34L192 31L190 30H186V29H179V28H171V29H165V30H162V29H154ZM162 32V33H160ZM236 36V35H235ZM122 39V38H120ZM124 40V39H122ZM208 41V40H207Z\"/></svg>",
	"mask_w": 264,
	"mask_h": 264
}]
</instances>
